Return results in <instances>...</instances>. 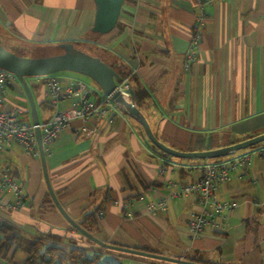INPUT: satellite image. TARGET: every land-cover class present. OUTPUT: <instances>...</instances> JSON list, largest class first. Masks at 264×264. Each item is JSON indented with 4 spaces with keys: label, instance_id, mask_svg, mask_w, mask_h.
Here are the masks:
<instances>
[{
    "label": "crops",
    "instance_id": "1",
    "mask_svg": "<svg viewBox=\"0 0 264 264\" xmlns=\"http://www.w3.org/2000/svg\"><path fill=\"white\" fill-rule=\"evenodd\" d=\"M94 13L93 0H0V32L12 31L5 39L13 49L75 42L126 73L134 104L156 138L173 149H215L264 133V0H204L202 6L196 0H124L114 28L104 34L91 31ZM56 77L63 86L80 79L66 71ZM44 81L45 76L28 80L39 121L70 105L68 98L49 104ZM15 83L7 87L5 108L16 104L29 114L27 97ZM82 125L70 120L45 152L53 192L74 221L95 210L91 233L107 243L212 264H264V156L256 152L264 141L216 160H194L159 150L119 105L109 119L87 124L95 125L92 134L85 135ZM243 153L250 154L246 173L238 177L233 171L214 189L219 202L237 204L224 230L187 235L188 212L199 207L193 196L169 199L165 210L147 208L160 198L158 191L167 192L165 181L196 180L204 162ZM4 171L21 189L20 198L0 190V221L21 241L0 264H22L23 248L37 239L80 246L100 264L155 260L94 246L82 237L51 200L38 153L27 155L11 143L0 153Z\"/></svg>",
    "mask_w": 264,
    "mask_h": 264
},
{
    "label": "built area",
    "instance_id": "2",
    "mask_svg": "<svg viewBox=\"0 0 264 264\" xmlns=\"http://www.w3.org/2000/svg\"><path fill=\"white\" fill-rule=\"evenodd\" d=\"M196 2L202 6L204 0H196ZM198 39L197 32L191 40V48L196 47ZM14 82H17L14 75L0 68V153L15 142L21 146L25 154H36L38 149L34 125L31 120L25 119L28 111L16 104L5 108L7 87ZM44 85L49 104L56 106L66 98L70 100L68 108L56 109L46 120L39 121L44 153L59 133L69 125L70 120L80 119L83 123L81 131L85 135H90L95 132L96 127L95 125L88 127L87 124L99 118L109 119V112L118 106L108 95L101 94L100 97L95 98V92L80 79H74L63 86L55 74H50L45 76ZM116 88L124 99L130 100L132 92L128 76L122 77ZM256 152L264 156V147ZM249 166V153L236 155L223 161L204 162L199 166L201 175L196 180L178 184H174L171 180L165 181L163 187L167 192L158 191L160 198L148 203L147 208L165 210L169 199L193 196L199 207L188 212L187 235L191 238L197 237L206 229L222 231L226 227L227 215L237 204L234 201L219 202L214 195L215 186L219 182L229 180L233 171L238 177L243 176ZM157 171L161 174L165 171V167L160 166ZM4 189H10L17 198H20L21 186L18 180L6 171L0 173V190ZM18 204L19 202L16 201L13 207Z\"/></svg>",
    "mask_w": 264,
    "mask_h": 264
},
{
    "label": "water",
    "instance_id": "3",
    "mask_svg": "<svg viewBox=\"0 0 264 264\" xmlns=\"http://www.w3.org/2000/svg\"><path fill=\"white\" fill-rule=\"evenodd\" d=\"M93 1L95 4V13L91 31L100 34L107 33L114 28L124 0ZM57 46L61 51L56 54L26 57L10 51L9 49L5 48V46L0 42V68L14 75L27 97L30 119L32 124L34 125V133L36 137L37 149L41 162L44 182L49 196L57 210L68 221V223L77 230V232H79L83 237L96 244L97 246L175 264H205L187 260L184 258L169 257L155 252L138 249L136 247H127L104 242L93 235L91 232L82 228L69 216V214L64 210V208L57 200L48 178L45 153L42 147L41 133L38 126L39 118L37 108L27 78L46 76L61 71H71L88 77L99 86L102 94L108 95L119 106H121L127 112V114H129L132 118H134L141 124L145 134L155 147H157L164 153L176 157L205 159L225 156L234 151L245 149L264 141V133L215 149L202 151H180L173 149L169 146H166L156 138L145 116L134 104L133 98L131 97L130 100H126L121 96L120 92L116 88L117 83L121 80V76L118 72H116L99 56L90 54L83 49L78 48L73 42H61L57 44Z\"/></svg>",
    "mask_w": 264,
    "mask_h": 264
},
{
    "label": "trees",
    "instance_id": "4",
    "mask_svg": "<svg viewBox=\"0 0 264 264\" xmlns=\"http://www.w3.org/2000/svg\"><path fill=\"white\" fill-rule=\"evenodd\" d=\"M73 43L77 46L75 42ZM119 75L121 77H124L126 76V73L123 74L119 73ZM78 224L82 228L91 232L92 228L96 225L95 210H91L90 212L86 213L83 216V218L80 221H78ZM20 241H21V236L15 231V229L8 223L0 221V261L3 259H7V256L12 246H18ZM138 249H142V248H138ZM23 250L26 254V258L22 264H100L95 255L89 256L87 254V251L80 246H73V245L63 246V245L50 244V243L47 244L44 243L42 240L37 239L26 245L23 248ZM184 259L205 263V264H212L198 257L185 256ZM154 261H159V260H154ZM105 264H119V263H105ZM152 264H157V263L154 262Z\"/></svg>",
    "mask_w": 264,
    "mask_h": 264
},
{
    "label": "rangeland",
    "instance_id": "5",
    "mask_svg": "<svg viewBox=\"0 0 264 264\" xmlns=\"http://www.w3.org/2000/svg\"><path fill=\"white\" fill-rule=\"evenodd\" d=\"M10 34L14 35L12 33V31L6 30V29L3 30V33L0 32V42L5 46V48L10 49V51L12 50L13 52L18 53L19 55L26 56V57H36V56L52 55V54H56V53L60 52L58 46H50V47H46V48H35V47L28 48V47H22L21 46L22 49H13L12 45L5 39V36L6 35H10ZM61 72H65V71H61ZM66 72H71V71H66ZM71 73L74 74L75 76L79 77L90 89H92L95 92V96H94L95 98L101 96V94H102L101 89L99 88V86L94 81H92L88 77L83 76L81 74H78V73H75V72H71ZM31 78H33V77H29L28 80H30ZM15 85H18L17 82L15 83ZM25 119H26V121L31 120L30 119V113L25 115ZM240 150H242V149H240ZM235 152H237V151H235ZM226 156L227 155L219 156V157H215V158H205V159L196 158L194 160H210L211 161V160H216V159H219V158H222V157H226ZM87 241L89 243H91L88 239H87ZM92 244L94 246H97L94 243H92ZM87 254L89 256L92 255L90 252H87ZM150 260H151L152 263H154V262L157 263V264L163 263L160 260L159 261H154L152 259H150ZM155 260H157V259H155Z\"/></svg>",
    "mask_w": 264,
    "mask_h": 264
},
{
    "label": "flooded vegetation",
    "instance_id": "6",
    "mask_svg": "<svg viewBox=\"0 0 264 264\" xmlns=\"http://www.w3.org/2000/svg\"><path fill=\"white\" fill-rule=\"evenodd\" d=\"M55 75H56V73H55ZM122 78V77H121Z\"/></svg>",
    "mask_w": 264,
    "mask_h": 264
}]
</instances>
